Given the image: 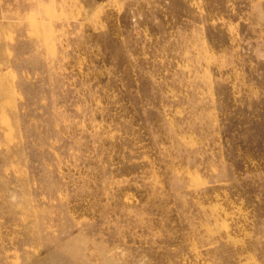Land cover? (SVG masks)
<instances>
[{
  "label": "rangeland",
  "instance_id": "obj_1",
  "mask_svg": "<svg viewBox=\"0 0 264 264\" xmlns=\"http://www.w3.org/2000/svg\"><path fill=\"white\" fill-rule=\"evenodd\" d=\"M0 264H264V0H0Z\"/></svg>",
  "mask_w": 264,
  "mask_h": 264
}]
</instances>
